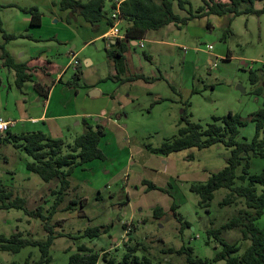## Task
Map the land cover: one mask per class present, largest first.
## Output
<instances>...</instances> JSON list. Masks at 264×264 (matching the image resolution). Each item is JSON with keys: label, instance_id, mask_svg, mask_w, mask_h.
<instances>
[{"label": "rangeland", "instance_id": "1", "mask_svg": "<svg viewBox=\"0 0 264 264\" xmlns=\"http://www.w3.org/2000/svg\"><path fill=\"white\" fill-rule=\"evenodd\" d=\"M52 1L32 0L47 26L30 31L44 38L55 35L57 39L34 41L27 37L30 34L26 31L18 35L6 28V18H12L16 9L0 0V44L23 60L47 47L49 56L61 66L71 57L67 52L72 49L77 51L80 63L77 67L66 64L67 69L61 80L55 81L54 89L51 85L56 74L33 75L34 81L50 85L48 106L32 80L19 88L12 70L0 67V115L15 120L9 128L11 133L40 129L61 137L65 143L63 151L85 129L84 119L89 123L103 120L111 139L102 141L104 158L77 165L71 172L68 192L49 220L57 234L49 249L52 257L49 264H67L78 243H85L99 253L107 250L116 264L126 252L127 244L137 247L134 251L137 261L126 264H185L186 249L177 251L182 246H191L194 255L212 258L222 245L213 234L207 241L206 229L220 227L237 213L243 202L240 199L220 204L228 191L220 187L214 191L209 205L201 206L199 195L189 186L204 182L212 171L222 167L230 148L218 143L161 154L150 151L146 145L158 146L176 134L184 110L190 119L203 125L212 121L213 115L236 112L246 121L236 138L252 137L254 123L250 114L264 104V12L234 16L228 32H225L228 14L194 16L184 24L172 23L150 30L146 35L149 42L144 39L143 46L128 47L125 56L130 61L125 57L126 68L117 75L113 61L106 55L108 45L103 37L87 42L89 32L81 26L74 30L68 23L71 16L67 22L59 19V14L65 11L59 8L58 0ZM185 1L184 8L176 1L173 3L179 15H188L189 8L195 12L203 4V0ZM262 4L261 0L253 2L255 8ZM109 6L106 0L105 8ZM3 32L17 36L5 39ZM160 38L165 42L151 41ZM84 56L91 57L92 62L87 64ZM79 69L82 76L75 77ZM250 69L258 75L255 82L249 78ZM136 74L149 79L134 78ZM92 83L102 88L101 96L91 95ZM46 107L47 118L31 120V115ZM103 109L109 120L100 116ZM51 113L65 115L50 117ZM260 137H264V131ZM0 152L7 157V161L0 158V177L6 187L25 197L27 210L40 205L42 213L47 214L55 201L51 190L58 187L57 179L45 181L38 173L27 170L25 162L30 155L20 146L4 143ZM263 166L264 156H250V172ZM240 171L239 166L237 172ZM70 201L71 207L65 208ZM156 206L162 208L160 216L153 213ZM183 220L189 225H184ZM263 222L264 216L259 224ZM95 225L108 226V230L94 237L82 234L87 226ZM17 230L36 238L46 236L40 216L31 215L24 208L0 209V233L9 235ZM219 235L236 242L240 246L237 253L249 243L241 239L238 227L222 228ZM28 255L39 258L38 247L27 245L16 252L0 250V264H20ZM206 264L225 261L210 259Z\"/></svg>", "mask_w": 264, "mask_h": 264}, {"label": "trees", "instance_id": "2", "mask_svg": "<svg viewBox=\"0 0 264 264\" xmlns=\"http://www.w3.org/2000/svg\"><path fill=\"white\" fill-rule=\"evenodd\" d=\"M174 1L180 8L185 7V0H120L118 4L112 1L108 9L105 8L106 0H58V5L60 9H68L67 20L75 14L80 15L90 22L93 30L97 29V23L103 19L107 25L112 24L113 19L110 13L115 7H118L119 28L123 36L105 46L106 55L113 61L118 73L125 70L124 52L130 45V40L141 39L150 30L158 29L170 22L177 25L184 24L187 19L194 16L228 14V23L225 28V32H228L231 31L230 22L234 16L241 13L264 12V0H261L263 4L259 8L253 6L254 0H203V4L198 6L195 12L189 8L188 15H179L174 10ZM12 4L7 3L6 5ZM21 9L30 13L31 24L40 23L41 11L35 5L21 7ZM18 35L23 34L18 33ZM3 36L7 39L16 37L17 34L3 32ZM0 59L2 65L14 70L15 84L19 88L25 81L32 80L34 88L40 95L48 94L50 85L38 80L34 81V74L31 70L33 67L28 66L25 61H17L3 43L0 44ZM81 74L79 69L75 71L74 76L81 77ZM133 77L149 79L143 74H136ZM249 78L252 82L258 78L253 69L249 70ZM250 119L254 123L252 137L249 140H246V137H243V140H238L236 136L240 127L246 123L238 113L229 110L223 115H213L212 121L203 125L190 119L189 114L184 110L180 114V125L176 134L165 138L158 146L146 145L150 151L161 154L191 147L203 148L218 143H223L230 148V154L222 167L212 171L204 182H195L189 187L199 195L198 203L201 206L207 207L214 196V191L220 187L228 189L220 204H230L241 199L243 205L220 227L206 229L207 241L210 234H213L222 245V248L216 251L212 258L194 255L191 246H182L177 249L178 252L186 249L185 264H206L210 259H224L225 264H264V222L259 224V219L264 216V166L256 172L248 170L251 155L264 156V137H260L261 132L264 131V104L250 114ZM83 122L85 129L77 134L72 142L66 144V151H63L65 143L61 137L51 136L40 129L26 130L20 133H11L9 129L0 132V146L4 143H12L15 147H22L30 155V159L25 162L27 170L38 173L45 181L53 178L58 181V187L51 190L52 193H55V201L48 209L47 214H43L40 205L35 209L27 210L25 197L14 194L0 177V209L24 208L31 215L40 216L43 219V227L46 232L44 238H36L19 230L9 235L0 233V250L16 252L27 245L38 247L39 258L32 259L28 255L20 264L50 263L52 257L49 249L57 234L49 220L57 210V205L64 200V196L68 192L73 168L94 158L105 157V152L101 147L103 138L107 134L103 120L89 123L84 119ZM0 158L7 161V157L1 152ZM239 166L240 173L237 172ZM148 183L153 184L152 182ZM71 203L73 202L67 203L65 208H70ZM79 204L80 207L83 206L82 199ZM153 213L160 216L163 213L162 208L154 207ZM178 219H182V217L179 216ZM182 223L189 225L185 220ZM230 227H238L241 239L249 241L241 253H237L240 246L236 242H229L219 235L222 228ZM107 230L108 226L105 225L87 226L82 234L94 237L107 232ZM136 248L135 245L127 244V250L118 264L136 262L137 255L134 253ZM168 250L173 249L168 248ZM99 261H101L100 264H116L114 257L109 255L107 250L99 253L85 243H78L76 250L69 254L67 264H98Z\"/></svg>", "mask_w": 264, "mask_h": 264}, {"label": "crops", "instance_id": "3", "mask_svg": "<svg viewBox=\"0 0 264 264\" xmlns=\"http://www.w3.org/2000/svg\"><path fill=\"white\" fill-rule=\"evenodd\" d=\"M54 1L56 2V0H54ZM112 1L115 2L116 4H118L120 0H109V4ZM49 2H53V1L52 0H49ZM3 3H13V5H9V7L11 6V7H14L16 9V11L14 12L12 18H6V28H8L9 30H14L13 32H18V33L22 32V31H26L28 34H30L29 36H31V37H29V36H27V37L29 39H31V40H34V41H40V40H43V39H45V40H47V39L48 40H50V39H57V37H55V35H52V36H49V37L44 38L42 36V34H35L34 35L30 31L31 28H33V29H43L44 27L47 26V24H45V22L43 21L42 16L40 17V23H38V24H31L30 23V17H31L30 13L25 12V11H23L21 9V7L35 5V3H32V0H3ZM61 10H64L65 12H63V15L59 14V19L64 18L65 19L64 21L67 22V19H66L67 14L66 13H68V9H61ZM52 12H53V15H56V13H57L56 10H54ZM222 15H224V14H222ZM62 16H65V17H62ZM57 19H54V21L57 20ZM50 21H51V19H50ZM68 23L76 31H77V29H78L79 26L84 27L86 29V31L89 32V34L87 35V38H88L87 39V42L91 41L93 38L101 37V36L107 42V39L104 38V34L108 31L109 25H107L105 19H103V20H101V21H99L97 23L98 24V27H97L96 30H93L91 28L90 22L86 21L80 15H76L75 14V16H73L71 18V21H68ZM172 23L173 22H170V23H168L166 25H169V24H172ZM173 24H175V23H173ZM91 30H93V32ZM29 31H30V33H29ZM148 33H150V31H148L147 34ZM146 35L143 38L138 39V40H130V45L129 46H132V45H135V44L136 45L143 46L144 45V41H143L144 39L147 42L150 41V38H148ZM151 36L152 37H155V38L158 37V36H153V35H151ZM110 40H111L110 43H112V42L115 41L113 39H110ZM151 41H156L158 43H164L165 42V40L162 39V38L157 39V40L151 39ZM107 45H109V44H107ZM149 46H150V48H152V45H149ZM210 46L211 45L209 44L208 47H210ZM46 48L47 47H44L43 49H41L36 55H30L25 60H23L22 57L15 56L12 53L11 54L14 56V58L17 61H25L28 66L33 67V69H31L33 71V74H37L38 76L39 75L40 76H42V75L45 76L46 75V77L48 76V74H51V73L56 74L55 78H52L53 83L51 85L52 89H54V87H55V81L56 80H58V81L61 80V78L63 76V73L67 69V66L69 64H71L73 56H75V58L78 59L77 56H76L77 51H73L72 49L71 50H68L67 55L68 56H71V57H69V59L66 62L67 66H65L66 64L63 65V66H61L57 61H55L53 58H51L49 56V54L46 51ZM127 49L124 52V56H125V53L129 51ZM226 55L224 56V58H226ZM126 58H125V63L127 62V60H129V58H127V60H126ZM84 60L86 61L87 64H90L92 62V58L91 57L84 56ZM78 61H80V59H78ZM0 63H1L0 67H2V70H3V68H8V67L2 65V60L1 59H0ZM79 63H78V65H79ZM125 66H126V64H125ZM75 67H77V66H75ZM8 69L12 70L11 73H14L13 72L14 71L13 69H11V68H8ZM115 70H116V68H115ZM116 74L119 75V73L117 71H116ZM81 76H82V74H81ZM14 77H15V73H14ZM155 77H151V78L154 79ZM1 80H2V78L0 76V82H1ZM90 87H92L94 89V90L92 89L93 91H91L92 92L91 95L96 96V98L102 95L103 90H102V88L98 84L92 83L90 85ZM44 104L46 106L49 105V99H47V95L44 98ZM101 111H102L103 114L100 115V116H105L104 118L107 119V120H109L110 119V116L106 114L105 109H103ZM64 115L65 114H54V113H51V115H49V116L50 117H54V116L59 117V116H64ZM47 117H48V115H47V107H46V110L42 109V111H40V113H38L37 115H31L30 116L31 120H34L35 122H37V121H39L41 119L44 120ZM100 118H102V117H100ZM106 131H107V134L105 135V137L103 138V140L104 139L105 140L106 139L107 140L111 139V135L108 134V128L107 127H106ZM122 227H123V224H122Z\"/></svg>", "mask_w": 264, "mask_h": 264}, {"label": "built area", "instance_id": "4", "mask_svg": "<svg viewBox=\"0 0 264 264\" xmlns=\"http://www.w3.org/2000/svg\"><path fill=\"white\" fill-rule=\"evenodd\" d=\"M110 15L113 19V22L109 25L108 31L104 34V38L107 39V44H110V39L115 40L116 38H121L123 36L119 28L120 18L118 14V7H115L111 11ZM71 63L77 66L79 61L75 58V56H73ZM14 121L15 120L4 118L0 115V132L8 130L10 126L14 123Z\"/></svg>", "mask_w": 264, "mask_h": 264}, {"label": "water", "instance_id": "5", "mask_svg": "<svg viewBox=\"0 0 264 264\" xmlns=\"http://www.w3.org/2000/svg\"><path fill=\"white\" fill-rule=\"evenodd\" d=\"M94 90V89H93Z\"/></svg>", "mask_w": 264, "mask_h": 264}]
</instances>
